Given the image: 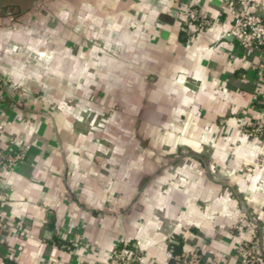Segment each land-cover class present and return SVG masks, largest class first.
I'll return each instance as SVG.
<instances>
[{"label": "crops", "instance_id": "crops-1", "mask_svg": "<svg viewBox=\"0 0 264 264\" xmlns=\"http://www.w3.org/2000/svg\"><path fill=\"white\" fill-rule=\"evenodd\" d=\"M264 20V0H236ZM224 0H0V264L264 262V53ZM212 21L192 34L189 9ZM246 219L253 227L235 231Z\"/></svg>", "mask_w": 264, "mask_h": 264}, {"label": "built area", "instance_id": "built-area-1", "mask_svg": "<svg viewBox=\"0 0 264 264\" xmlns=\"http://www.w3.org/2000/svg\"><path fill=\"white\" fill-rule=\"evenodd\" d=\"M225 9L232 16L233 34L239 45L243 47H252L264 53V20L261 15L255 12L253 8L246 6L245 3H238L236 0H224ZM185 24L192 34H197L207 30L212 21L202 11L198 9H189L185 13ZM1 100V96H0ZM3 123H0V130ZM244 133L250 137L264 138V123H249L242 127ZM22 158V153H11L0 148V164L12 167ZM232 230L240 231L246 229L252 231L253 227L246 219L236 221ZM237 253L241 258L242 264H264L258 245L253 240L242 241L237 247ZM145 252L137 247H119L109 252L105 260L97 261L94 264H145ZM179 264H216L213 262H204L195 248L185 255L177 257Z\"/></svg>", "mask_w": 264, "mask_h": 264}]
</instances>
